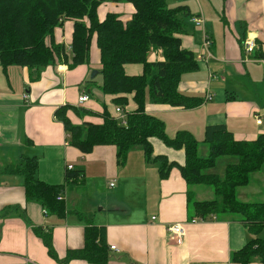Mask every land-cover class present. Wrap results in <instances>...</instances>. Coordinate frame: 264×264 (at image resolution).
<instances>
[{"label":"crops","instance_id":"obj_1","mask_svg":"<svg viewBox=\"0 0 264 264\" xmlns=\"http://www.w3.org/2000/svg\"><path fill=\"white\" fill-rule=\"evenodd\" d=\"M203 1V5L200 0L198 4L193 0L168 4L171 8L177 4L187 6L193 16L203 17L212 38L213 58L199 62L197 58L204 52L203 29L191 23L180 35L183 48L194 54L199 68L182 77L178 90L201 98L203 103L187 109L154 102L146 106V111L165 124L166 132L169 125L176 132L188 130L204 140L208 126L226 125L236 140L254 141L264 135V0ZM134 12L131 4L110 3L99 10V19L103 21L108 13L128 19ZM218 23L221 32L215 27ZM64 30H58L57 38L63 32L59 41L70 47L72 26L66 24ZM249 31L259 32L258 47L252 55L244 51L243 45ZM91 58L90 65L102 70L97 48H93ZM161 60V51L150 53L149 62ZM90 67H47L34 81L27 67L10 66L4 71L0 63V264H91L85 260L55 261L36 233L51 232L59 258L65 259L68 252L85 248L88 227L106 231V264H237L232 262L233 253L258 237L264 240V229L255 234L236 215H195L190 194L194 202V198L208 194L200 186L189 187L183 178L180 168L186 162L184 150L169 148L156 138L151 140L153 159L164 157L172 165L168 176L162 177L163 161H146L140 147L119 163L113 145L97 146L82 154L70 144L69 133L56 118L61 107L89 108L85 111L92 114L83 117L68 111V118L78 126L103 124L101 114L105 110L116 119L112 106L105 104L103 110L91 104V91L84 87ZM124 69L129 76L144 73L140 64H128ZM83 92L90 100L80 106ZM208 95L211 101H206ZM108 99L113 102L111 96ZM128 99V104L121 106L127 115L137 109L133 95ZM186 115L190 119L182 120ZM258 118L262 124H258ZM10 154H17V164L21 156L36 157L37 178L51 185L65 183L67 166H73L72 171H84L81 181L65 186L63 214L45 215L40 204L27 201L23 180L5 172L8 167L3 162L10 159ZM113 182L115 186L111 187ZM236 198L244 204H264V165L251 175L247 186L237 190ZM177 223L185 226L182 245L168 232ZM114 246L116 250L112 251Z\"/></svg>","mask_w":264,"mask_h":264},{"label":"trees","instance_id":"obj_2","mask_svg":"<svg viewBox=\"0 0 264 264\" xmlns=\"http://www.w3.org/2000/svg\"><path fill=\"white\" fill-rule=\"evenodd\" d=\"M110 3L131 4L135 12L128 20L117 13H108L101 21L99 10ZM192 17L189 7L171 8L166 0H0V63L4 71L10 66L27 67L35 81L47 67L66 64L74 69L90 64L92 50L97 48L103 75L99 88L123 107L129 102L128 96L133 95L137 109L128 114L127 127L105 113L101 125L78 126L67 114L69 110L78 112L79 109L69 105L61 107L56 111V118L69 133L70 144L82 154H88L97 146L113 145L118 150L119 163L131 150L140 147L146 161H163L162 177L168 176L172 165H168L164 157L153 159L151 140L156 138L169 148L184 150L186 162L180 171L188 186L211 187L215 194L213 200L195 202L190 194L194 214L203 218L236 215L249 230L259 234L264 229V204H244L238 201L236 193L247 186L251 175L264 165V135L254 141H238L226 125L208 126L203 143L209 147V156L202 159L200 144L193 134L179 131L171 138L165 124L146 111L148 91L154 102L172 107L190 109L203 103L201 98L186 96L178 90L182 77L199 68L194 54L183 48L180 38L188 31ZM66 24L72 26L71 51L57 38L58 30L64 29ZM154 50L161 51L164 60L149 62ZM128 64L143 65L144 73L127 75L124 67ZM90 83H94L93 80ZM224 157L238 161L229 163L225 177H220L212 171ZM38 169L36 157L21 156L20 162L5 172L23 180L28 202H36L49 213L60 216L65 212V204L58 197L63 195L66 185L81 181L84 171L66 170L65 183L51 185L37 178ZM36 233L50 257L59 263L85 260L91 264H106L109 260L105 229L88 227L85 248L68 252L65 259L59 258L51 232L36 230ZM254 261L264 264V240L259 237L232 255L233 263Z\"/></svg>","mask_w":264,"mask_h":264},{"label":"rangeland","instance_id":"obj_3","mask_svg":"<svg viewBox=\"0 0 264 264\" xmlns=\"http://www.w3.org/2000/svg\"><path fill=\"white\" fill-rule=\"evenodd\" d=\"M193 1H195L197 4H198V1L199 0H193ZM173 2H174V0H168V4L170 5V6H172V4H173ZM200 2L202 3V5H203V0H200ZM178 6H182V5H179V4H177ZM105 6H107V4H105V5H103L102 7H105ZM178 6H175L174 5V7L173 8H175V7H178ZM100 16H103V13H100ZM122 16V15H121ZM193 17H197V16H193ZM192 17V18H193ZM106 18V17H105ZM191 18V19H192ZM124 20H128L127 18H124ZM212 21V20H211ZM214 25V24H213ZM218 30H219V32H221V25L218 23V24H216V26H215ZM206 28H207V30H208V32L211 34L212 32L211 31H209V29H210V24H208L207 23V25H206ZM62 31L64 30L63 28L61 29ZM65 31V30H64ZM202 32V31H201ZM63 35V32L62 33H60V36H59V40H60V38H61V36ZM66 35H67V33H66ZM61 42V41H60ZM64 44H66V42L64 43ZM66 46V45H65ZM70 47H71V44H70ZM68 49H69V47H67ZM69 51H71L70 49H69ZM91 57H92V55H91ZM92 59V58H91ZM91 64V63H90ZM90 64H87V65H89V66H91L90 67V73H88V75H87V77H86V81L84 82L85 84H84V87L86 88V89H88V90H90L91 91V104H96L97 106H99V107H101L103 110H104V105L105 104H107V105H109V107L110 106H112L113 108H112V110H111V112H113L117 107H121L120 105H117V104H113V102L111 103V102H109V99H108V96L106 95V94H104L102 91H101V89L99 88V86H101L102 84H103V75L101 74V67L100 68H98V67H96V66H94V65H90ZM44 70V69H43ZM93 74H97L96 76H95V78L94 79H92V76H93ZM91 80H94V82H95V84H92V83H90V81ZM240 95V94H239ZM240 97H242L241 95H240ZM151 103H154V101H153V99H152V97H151V94H150V92L148 91L147 92V97H146V104L147 105H149V104H151ZM158 104H160V103H158ZM85 109L87 110V109H89L88 107H83L82 109H79L78 110V112L77 111H74L78 116H81V117H83L84 115H87V114H89V112H86L85 111ZM105 113V115L107 114V115H109L110 117H112V113L110 114V113H108L107 112V110H105L102 114H101V116H104L103 114ZM90 114H92V113H90ZM151 115H153V116H155V117H157L155 114H151ZM196 116V115H195ZM158 118V117H157ZM190 119V117L188 116V115H186V116H184V117H182V120H189ZM189 123H190V121H188ZM177 130H173L169 125H167V134H168V136H170V137H175L176 136V134H177V132H176ZM179 131V130H178ZM186 131H188V130H186ZM196 138V137H195ZM196 140L199 142V144H200V149H199V157L200 158H202V159H205V158H208V156H209V148H208V146L205 144V143H203L204 142V140H202V138H199V139H197L196 138ZM9 157H10V159H7V160H5L3 163H5L6 164V166H5V168L6 167H10V166H15L17 163H16V161L17 160H19V158H18V156H17V154L15 155V154H10L9 155ZM238 161V159H236V158H232V157H224V158H221V159H219V161H218V164H217V167L215 168V170H214V172H216L220 177H225V174H226V166L228 165V163H236ZM8 164V165H7ZM1 167V166H0ZM199 188H204L205 190H206V192H207V196H203V198H201V197H196V198H194L195 199V201L196 200H208V201H210V200H213L214 198H215V195L213 194V190L211 189V188H207V187H205V186H200ZM238 218H240L239 216H237Z\"/></svg>","mask_w":264,"mask_h":264},{"label":"built area","instance_id":"obj_4","mask_svg":"<svg viewBox=\"0 0 264 264\" xmlns=\"http://www.w3.org/2000/svg\"><path fill=\"white\" fill-rule=\"evenodd\" d=\"M191 23L196 27V28H201L203 29V48H204V52L202 54H200L197 58V61L199 62H208L210 59L213 58V54L211 51V47H212V38L211 36L206 32L205 29V20L203 17L201 16H197V17H193L191 19ZM258 39H259V32L257 31H249L246 34V37L244 39V51L249 54L252 55L258 47ZM69 49L71 50L72 48L69 47ZM24 99L27 100L28 97L25 94L24 95ZM213 98L211 95H208L206 98V101H211ZM90 100L89 95L86 92H83L81 94V96L79 97L78 103L80 106L85 105L88 101ZM127 113L124 111V109L122 107H117L116 108V120L119 122L120 125L127 127L128 123V117H127ZM258 124H262V120L260 118H258ZM0 137H1V128H0ZM67 170H74L73 166H67ZM111 187H114L115 184L114 182L110 184ZM59 201H63V195H61L60 197H58ZM44 214L48 215L49 211L47 209H44ZM153 221L156 220V217L152 218ZM168 232L169 235L171 237L172 240H176V242L179 245H182L184 243L185 240V236H186V231H185V226L181 223H177V224H173L168 228ZM112 251L116 250V247H111Z\"/></svg>","mask_w":264,"mask_h":264},{"label":"water","instance_id":"obj_5","mask_svg":"<svg viewBox=\"0 0 264 264\" xmlns=\"http://www.w3.org/2000/svg\"><path fill=\"white\" fill-rule=\"evenodd\" d=\"M96 75H97V74H93L92 79H94Z\"/></svg>","mask_w":264,"mask_h":264}]
</instances>
